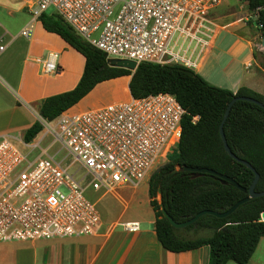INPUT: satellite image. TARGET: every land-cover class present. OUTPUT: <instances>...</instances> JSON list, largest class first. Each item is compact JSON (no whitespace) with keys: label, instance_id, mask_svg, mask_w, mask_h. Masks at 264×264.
I'll return each mask as SVG.
<instances>
[{"label":"built area","instance_id":"obj_1","mask_svg":"<svg viewBox=\"0 0 264 264\" xmlns=\"http://www.w3.org/2000/svg\"><path fill=\"white\" fill-rule=\"evenodd\" d=\"M22 1L32 25L53 8L108 60L196 71L213 47L219 27L212 15L225 0ZM260 11L254 13L258 20ZM31 30L27 25L10 41L0 32V57L20 38L30 40ZM260 48L264 50L263 44ZM59 61L60 55L50 52L37 62L49 78L61 74ZM185 114L174 96L159 94L82 113L68 111L53 122L42 119L45 137L53 141L46 148L35 146L29 154L11 137H0V244L96 235L102 223L96 205L85 197L87 189L109 193L149 182L155 166L168 162L178 146ZM56 145L61 147L56 154L63 155L61 161L49 155ZM33 150L41 154L35 157ZM74 166L85 172V181L91 179L87 188L76 179L78 172L73 174ZM118 226L127 234L141 231L138 222Z\"/></svg>","mask_w":264,"mask_h":264},{"label":"trees","instance_id":"obj_2","mask_svg":"<svg viewBox=\"0 0 264 264\" xmlns=\"http://www.w3.org/2000/svg\"><path fill=\"white\" fill-rule=\"evenodd\" d=\"M247 1L250 12L261 10L258 22L263 26L264 37V0ZM40 20L46 32L59 36L85 58L78 85L71 91L43 100L40 117L53 122L77 106L100 84L124 77H132L129 91L134 99L159 94L174 96L186 112L182 137L169 162L152 175L148 184L157 239L173 254L207 247L210 251L208 264H249L264 238V222L260 221L264 197L242 205L226 219L202 217L184 230L195 234L209 231L211 236L193 239L178 236L181 230L174 229L164 218L162 205L175 222L185 223L204 211L227 212L248 197L255 173L227 154L220 129L228 106L236 97L252 98L263 104L264 97L245 88L237 94L217 88L182 66L142 64L135 74L110 67L107 56L80 38L59 15L45 13ZM79 70L80 66H77L75 77ZM196 117L199 120L194 123ZM43 129L40 122L35 123L26 131L25 143H31ZM224 132L232 153L259 174L256 191L264 192V110L255 104L238 101L231 110ZM185 167L214 171L234 180L245 192L232 184L224 185L220 178L211 174L195 177L191 172L173 173L177 168Z\"/></svg>","mask_w":264,"mask_h":264},{"label":"rangeland","instance_id":"obj_3","mask_svg":"<svg viewBox=\"0 0 264 264\" xmlns=\"http://www.w3.org/2000/svg\"><path fill=\"white\" fill-rule=\"evenodd\" d=\"M246 3L248 4L247 0H225L224 6L220 9H234L239 11L241 10V6H245ZM54 13L55 10L53 8L47 11L48 16H51ZM249 14L250 25H253L251 30H254L255 27L258 28V32H256L257 41L261 44V34L263 35V31L259 29V22L255 14L252 12ZM32 20L33 17L31 16L27 5L22 0H0V32L2 34H6L8 36V40L10 41L12 38L17 37L23 28H25L27 25H30L32 26L30 40L34 42L33 45L36 48V50L32 48L34 51L32 49H28L30 42H28L25 38H20L3 56L0 57V137H11L14 143L19 146L25 154H29L30 151L38 145H40L42 148H46L53 141L51 137H45V127L41 134H39L31 143H25L24 141V136L29 125L35 124L37 122L45 124L38 111L39 105L31 104L30 106H27L20 99V90L18 84L21 76L23 60H25L24 58L26 57L27 52L31 51L29 55V61L34 68L33 80L37 85H47L50 92L58 91V89L53 87V85L58 84L60 80L63 79H43L44 75L42 74V66L37 63V60L35 59V56H37L36 53L38 51L40 57L47 59L49 53L48 49L50 46H56L57 41L41 34L39 25L42 24L41 20L33 23V25L31 24ZM247 30L249 31L250 29ZM65 53H67V50L60 56V65L62 60L64 61V64L65 60H67ZM69 62H71V60H69ZM259 62L264 64V60L262 59H260ZM38 65H40L41 68ZM65 67L66 75L64 78H67L71 71V67L69 64H65ZM214 69L215 67L209 61L200 72H194L198 73L204 78L211 74L214 78L211 81L215 83L213 86L218 88L219 86L217 85H220L221 89H223V87H226L225 85L227 84L225 78L220 75V71ZM76 70L72 75L73 81L76 79ZM55 77L56 76H54V78ZM128 80V78H121L120 81L127 82ZM126 92L127 89L121 85L117 89L116 93L121 98L125 99ZM44 137L45 140H43ZM26 145H30V147L27 148ZM60 148V145L54 146L49 155L51 157L56 156ZM176 150L177 147L174 148L173 153L176 152ZM33 151L35 157L41 154L40 150ZM56 157L57 161H61L63 155ZM71 162L72 159L68 160L66 162V166H68ZM168 162L162 166L161 164L156 165L154 171L159 170ZM72 172L73 174L77 173L78 167L74 166ZM84 177L85 172H78L76 175V179L81 181V183H84V187L87 188L91 179L87 178L85 181ZM148 184L149 182H145L138 186L118 188L109 193L96 192L92 188H88L85 197L88 201L96 205L102 223V228L96 235L76 240L56 239L25 244H0V264H60L61 257L58 254L60 252L59 249L61 248V244H64L61 242V240H65V242L67 240H74L77 244H84L83 248L79 247L81 250V255L83 253H87L89 255L94 254V252L96 253L99 250L97 247L102 244L103 240L101 239H107L111 235L115 234V237L119 238L120 242L125 240L128 234L124 233L122 227H117L118 223L139 222L141 223L142 232L153 231L154 225L152 223H155V214L150 205ZM158 200H160V197ZM178 236L184 239H193L199 236L209 237L211 236V233L209 231H203L201 233L195 234L193 232L181 230L178 232ZM127 240L130 241L131 236L127 237ZM115 241L116 240L110 242L112 244L109 245L106 255L108 252H110V254L113 252V248L116 247ZM68 251L69 250H66V247L63 251L61 250L65 262H67L70 258L67 256L69 254ZM251 264H264V238L261 240Z\"/></svg>","mask_w":264,"mask_h":264},{"label":"crops","instance_id":"obj_4","mask_svg":"<svg viewBox=\"0 0 264 264\" xmlns=\"http://www.w3.org/2000/svg\"><path fill=\"white\" fill-rule=\"evenodd\" d=\"M223 6L224 3L220 8ZM219 9L212 15V19L219 27L212 39L213 47L208 51V54L205 56L200 68L196 71L200 72L206 66V63L210 61L215 67L214 70L220 71V75L225 78L227 84L225 85L226 87H223V89L225 88V90H229L234 94H237L240 89L245 88L264 97V64L259 62L260 59L264 60V50L260 48L263 43L262 40L261 44L257 41L256 32H258V28L255 27L254 30H251L253 25H250L249 22V5L246 3L245 6H241V10L239 11L234 9ZM39 25L41 29L40 32L43 36L57 41L56 46H50L48 49L49 53L53 52L61 56L67 50V53H65V56L67 57L65 64H69L71 67L69 76L64 78L66 75V67L64 61L62 60L60 65V68L62 69L61 74L55 78L49 77L48 80L63 79L60 80L58 84L53 85V87H56L58 91L50 92L47 85L39 86L34 82V68L29 61L31 51L27 52V55L24 58L26 61L23 60L21 76L18 84L20 99L27 106H30L31 104H38V111L40 114V106L43 100L51 96L71 91L78 85L84 72L85 58L59 36L46 32L43 25ZM247 29L250 30L248 31ZM261 36L263 35L261 34ZM27 41L30 42L28 49L34 48V50H36L33 45L34 42L31 40ZM14 44H12L10 48ZM36 54L37 56H35V59L37 61L46 60L39 56L38 51ZM69 60H71V62H69ZM77 66H80L79 75L72 83V75ZM45 78L47 77L44 76L43 79ZM124 78H128L129 80L127 82H121V79H117L100 84L89 96H87L70 111L82 113L92 109L108 106L110 104L128 101L132 98L129 91L131 78ZM204 79L211 85H215V83L211 81L214 79L211 74ZM121 85L127 89L125 99L121 98L116 93L117 89ZM217 86H219L218 88H221L220 85ZM33 125L34 124L29 125L28 129ZM118 224L117 227H119ZM152 224L154 225V223ZM130 236L131 240L128 241L127 237ZM68 239L76 240L84 239V237ZM74 240H67L66 242L65 240H61L64 244H61V248L59 249L60 252L58 255L61 257L60 264H63V262L64 264H208L209 261L210 252L207 247L180 254H173L166 251L159 243L155 229L153 231L146 232H142L141 229L139 233L128 234L122 242H120L119 238H116L115 234H113L107 239H101L103 240L102 244L97 247L99 250L91 255L87 253H83L81 255L79 247L83 248L84 244H77ZM113 240H116V247L113 248V252H111V254L108 252L106 255L109 245L112 244L110 242ZM65 247L66 250H69V254L67 256L70 257L67 262H65L61 252V250L63 251ZM74 253H77L76 256ZM252 259L249 264H251Z\"/></svg>","mask_w":264,"mask_h":264},{"label":"water","instance_id":"obj_5","mask_svg":"<svg viewBox=\"0 0 264 264\" xmlns=\"http://www.w3.org/2000/svg\"><path fill=\"white\" fill-rule=\"evenodd\" d=\"M262 42H263V46H264V37L262 39ZM107 63H108V65L110 67L118 68V69H124V70L132 72L133 74H135L136 71L138 70V66H137L136 63L131 62V61H127V60L110 59V60H108ZM238 101H243V102H248V103L255 104V105L259 106L260 108H262L263 110H264V104L259 102V101H257V100H255V99H252V98L236 97L231 102V104L228 106V109L226 111L223 123L221 125V129H220L221 137H222L223 144H224V148H225L227 154L230 157H232L234 160H236V161L242 163L243 165L247 166L249 169H251L255 173L256 177H255V180H254V182H253V184H252V186H251V188L249 190V195L244 200L238 202L233 208H231L227 212L217 213V212H213V211H204V212L199 213L193 219H191V220H189V221H187L185 223H177V222H175L169 216V214L166 212L165 208L162 205V214H163L164 218L167 219L169 221L170 225L176 230H184L186 228H189V227L193 226L194 224H196L202 217L207 216V215L214 216V217H216L218 219H226V218L230 217L232 214H234L242 205L250 202L251 200L264 197V192L258 193L256 191L257 184H258V182L260 180L259 174L255 171V169L249 163L238 159L232 153L231 149L228 146L227 139H226V136H225L224 126H225V124H226V122H227V120H228V118H229V116L231 114V110H232L233 106ZM176 172H191V173L194 174L195 177L200 176L202 174H211V175H214V176L220 178L224 185L232 184L236 188H239L243 192H245V189L241 188L234 180H232V179H230V178H228L226 176L219 175V174L215 173L214 171H211V170H208V169H194V168L185 167V168H177L176 170L173 171V173H176ZM260 221H264V213L262 214Z\"/></svg>","mask_w":264,"mask_h":264}]
</instances>
